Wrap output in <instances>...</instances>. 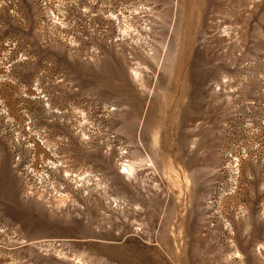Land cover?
<instances>
[{
  "label": "rangeland",
  "instance_id": "rangeland-1",
  "mask_svg": "<svg viewBox=\"0 0 264 264\" xmlns=\"http://www.w3.org/2000/svg\"><path fill=\"white\" fill-rule=\"evenodd\" d=\"M0 264H264V0H0Z\"/></svg>",
  "mask_w": 264,
  "mask_h": 264
},
{
  "label": "bare ground",
  "instance_id": "bare-ground-1",
  "mask_svg": "<svg viewBox=\"0 0 264 264\" xmlns=\"http://www.w3.org/2000/svg\"><path fill=\"white\" fill-rule=\"evenodd\" d=\"M132 166V165H131Z\"/></svg>",
  "mask_w": 264,
  "mask_h": 264
}]
</instances>
